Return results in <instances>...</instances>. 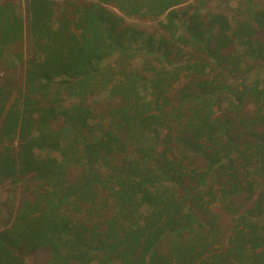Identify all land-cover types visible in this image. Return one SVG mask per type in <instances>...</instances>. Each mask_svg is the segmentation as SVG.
Here are the masks:
<instances>
[{
  "label": "trees",
  "instance_id": "obj_1",
  "mask_svg": "<svg viewBox=\"0 0 264 264\" xmlns=\"http://www.w3.org/2000/svg\"><path fill=\"white\" fill-rule=\"evenodd\" d=\"M63 1L26 0L25 17L0 2V57L24 68L11 103L0 89V183H26L2 203L0 264H264V1ZM206 205L232 219L224 247Z\"/></svg>",
  "mask_w": 264,
  "mask_h": 264
},
{
  "label": "rangeland",
  "instance_id": "obj_2",
  "mask_svg": "<svg viewBox=\"0 0 264 264\" xmlns=\"http://www.w3.org/2000/svg\"><path fill=\"white\" fill-rule=\"evenodd\" d=\"M4 0H0V2H2ZM25 1L26 0H18V10L21 12V14L25 17L26 16V5H25ZM84 1V0H83ZM91 1V0H88ZM197 1V0H196ZM206 9H213V10H218L219 12H229L230 7H233L232 3H228V5H223L221 4L220 7H217V4H219L218 0H206ZM257 1H264V0H257ZM13 2V1H12ZM62 2H64L63 0H58V4H61ZM195 0H191V3H194ZM126 23H130L132 25H137L141 28H144L145 30H147V32L154 34L152 36V38L154 40L159 39V31L160 29L157 26V22L154 21H140L137 19H132V18H124ZM27 44L24 43L22 44V46L20 47L19 50H17V52H22L24 56H27ZM135 49V48H134ZM119 54H115L112 55L110 58H108L107 60H105L102 63V66L104 67L107 64H113L116 60H118V56ZM152 57H157L159 59H162V57L160 56L159 53H150L149 55H143V53H139L134 59V67H139L142 63V58H149L152 59ZM2 62V61H1ZM6 65L4 64V62L0 63V85L1 83L6 84L1 85L0 89L2 92L3 96H7L8 94V90L10 88H12V92L11 95H9V103L12 102L13 97L15 95V93L17 92V90L19 89L17 87V85H19L22 81H23V74H24V68L23 66L19 63V61L14 60L12 67H5ZM160 66V65H158ZM250 79L254 78L253 73L250 74ZM231 83H235L236 81L231 80ZM238 83V81L236 82ZM110 100V95H109V90L105 89L100 91L99 93H96L95 95L91 96L88 98L87 102L89 103V105L91 106V108L93 109V111H97L98 110V105L102 104V103H107ZM59 112V111H58ZM255 110L253 108V106L250 103H247L245 105H243L242 107V114L245 117L244 121L241 123V131H243L244 136L249 137V133L254 129V125L253 123H255L251 118L255 117ZM58 120H60L58 123H62V117H58ZM257 128V126L255 127V129ZM250 138V137H249ZM6 143V142H5ZM7 144V143H6ZM15 142L13 147L15 146ZM175 155H177L176 150L174 151ZM36 156H38V158H47L50 156L53 157H58V154L55 152L49 153L48 151H36ZM117 156V155H116ZM116 156L115 159H116ZM120 156L118 155L117 158H119ZM118 160V159H117ZM116 160V161H117ZM96 169L99 172L105 171L104 166H102V164H98V166L96 167ZM71 176L73 177V173L76 172V169L74 167H72L70 169ZM71 177V178H72ZM26 183H20L18 186H13L11 184V182L9 180H3V182L0 183V209H1V214L3 216H1L0 218V223H2L3 225L5 224L7 227H9L12 224V219H13V211L11 210V212L5 208L3 206L2 203H5L6 205H10L11 202L13 201H18L20 195L22 194V187L25 186ZM169 186L173 187L172 185H170L169 183H164L163 185H161L160 187L164 188H170ZM173 189V188H171ZM174 191V189H173ZM181 191H179L178 193H180ZM15 193V197H11L9 199V196ZM9 199V200H8ZM204 200H206V198L204 197ZM251 203V201L249 202V204ZM9 207V206H8ZM140 211L142 213H147V210H145V208H141ZM201 213L205 214L204 216H201V220H202V224L203 227L205 229H207L208 227H210V225L212 224H216L219 233H218V238H219V243L217 244V246H221L224 247L227 245V238L230 234L229 231H227V229L229 228V226L231 225V220L230 217L225 213V211L220 207V205H217L216 207L214 205H206L205 208H203L201 210ZM202 214V215H203ZM216 218V221L211 222L212 219L211 217ZM211 222V223H209ZM221 239V240H220ZM24 258H25V262L26 264H44L45 263V258L46 255H43L40 252H36L33 254H28L23 252Z\"/></svg>",
  "mask_w": 264,
  "mask_h": 264
},
{
  "label": "crops",
  "instance_id": "obj_3",
  "mask_svg": "<svg viewBox=\"0 0 264 264\" xmlns=\"http://www.w3.org/2000/svg\"><path fill=\"white\" fill-rule=\"evenodd\" d=\"M6 1H8V3H10L12 5H15L17 11L21 14V12L18 10V6H17L18 5V0H6ZM25 5H26V1H25ZM14 60L17 61V59L15 58V56H13L12 51H9L8 53H6L5 55H3V56L0 57V63L4 62V64L6 65L5 66L6 68L7 67H12V64H13ZM1 85H4L5 86L6 84L1 83ZM17 87L18 88H21L22 87V82L19 85H17Z\"/></svg>",
  "mask_w": 264,
  "mask_h": 264
}]
</instances>
